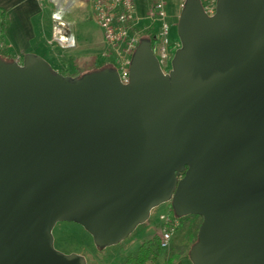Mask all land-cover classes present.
Returning a JSON list of instances; mask_svg holds the SVG:
<instances>
[{
    "label": "water",
    "instance_id": "water-1",
    "mask_svg": "<svg viewBox=\"0 0 264 264\" xmlns=\"http://www.w3.org/2000/svg\"><path fill=\"white\" fill-rule=\"evenodd\" d=\"M177 34L171 70L142 39L128 83L0 58V264H86L58 223L105 248L167 202L202 218L192 264H264V0H185Z\"/></svg>",
    "mask_w": 264,
    "mask_h": 264
},
{
    "label": "rangeland",
    "instance_id": "rangeland-1",
    "mask_svg": "<svg viewBox=\"0 0 264 264\" xmlns=\"http://www.w3.org/2000/svg\"><path fill=\"white\" fill-rule=\"evenodd\" d=\"M87 14L84 7L78 10L74 26L77 47L70 50H59L57 55L59 63L53 66L55 71L68 72L72 57L78 59L77 62L80 66L90 67L96 58L94 57L95 52L82 49L80 44H89L94 40L101 41L100 49L96 50L99 61H110L114 58V52L101 38V28L94 19L89 20ZM177 21H175L169 34L172 44L180 42L177 34ZM133 35L137 38L150 36L141 29L137 32L134 31ZM162 216L172 218L169 202L154 208L148 221L139 225L126 240L105 248H98L94 244L92 236L81 225L73 222H60L53 230L54 246L57 250L66 254H81L86 258V264H124L128 256L134 255L143 242L159 237L165 228ZM201 222V217L189 215L181 218L174 229L169 247L166 249L160 248L156 253V257L145 264H164L168 260H173L174 263L177 260L175 256H188L193 243V235L198 233L197 230Z\"/></svg>",
    "mask_w": 264,
    "mask_h": 264
},
{
    "label": "built area",
    "instance_id": "built-area-1",
    "mask_svg": "<svg viewBox=\"0 0 264 264\" xmlns=\"http://www.w3.org/2000/svg\"><path fill=\"white\" fill-rule=\"evenodd\" d=\"M51 37L49 43L62 50L75 49L77 39L74 26L67 18L73 3L71 0H52ZM203 8L208 15L216 11L217 0H201ZM92 19L102 30L103 38L114 52L110 60L117 68L123 83L129 82V66L133 52L136 48L137 37L133 35L136 21L135 4L133 0H87ZM149 17L159 22V32L152 37V48L164 73L171 70V62L180 42H170L171 25L164 0H153ZM165 228L159 235L160 248L169 247L174 229L178 221L169 216H162Z\"/></svg>",
    "mask_w": 264,
    "mask_h": 264
},
{
    "label": "crops",
    "instance_id": "crops-1",
    "mask_svg": "<svg viewBox=\"0 0 264 264\" xmlns=\"http://www.w3.org/2000/svg\"><path fill=\"white\" fill-rule=\"evenodd\" d=\"M71 1L73 6L67 18L72 22L73 26H75L78 10L83 7L87 10L88 19H92L87 0ZM133 1L135 4L136 21L132 32H137L141 29L145 34L150 36L156 35L159 32L160 24L149 17L153 0ZM164 1L168 21L172 29L175 21L179 18L185 0ZM53 6L52 0H0V23L3 13L5 17L4 21L6 22L4 32L0 33V50L5 48L19 61H22L25 55L33 54L43 57L52 68L54 65H57L59 63L57 55L60 48L49 43ZM101 38H103V34ZM80 47L84 50L95 52V60L99 59L97 51L101 47V41L94 40L89 44L81 43ZM71 70L74 71L73 62L70 63L67 71L73 72ZM172 264H192V262L189 256L184 255Z\"/></svg>",
    "mask_w": 264,
    "mask_h": 264
},
{
    "label": "trees",
    "instance_id": "trees-1",
    "mask_svg": "<svg viewBox=\"0 0 264 264\" xmlns=\"http://www.w3.org/2000/svg\"><path fill=\"white\" fill-rule=\"evenodd\" d=\"M4 20H5V17H4V13H3L2 21L0 23V33H3L5 30L6 22ZM153 36H141V37L137 38L136 45H138V43L142 39H148L152 42ZM0 58H2L3 60H5L7 62H11V61L16 60L15 57L12 54H10L5 48H2L0 50ZM71 61L73 62L74 71L73 72H69V71L68 72H62V74L68 75L74 79H79L84 74L91 72V71H98V70H102L104 68L117 69L116 66L111 61H107V60H105V61L95 60L92 63V65L90 67H87V68L82 67V65L80 66L77 62L76 57H72ZM183 175H184V173H182V176ZM170 212H171L172 218L174 220H177L178 222H180L181 217H177L175 215L171 204H170ZM190 216H196V215H190ZM196 217H199V216H196ZM199 227H198V230H199ZM193 236L194 237H193L192 245L197 240V233L194 234ZM158 250H160V240H159V237H155L152 240H148V241L143 242L134 255L128 256V258L126 259L124 264H145L147 261L151 260L153 257L154 258L156 257V253L158 252ZM188 256H189V252H188ZM179 257H180V255L175 256L176 259H178ZM172 263H173V260H168L164 264H172Z\"/></svg>",
    "mask_w": 264,
    "mask_h": 264
}]
</instances>
